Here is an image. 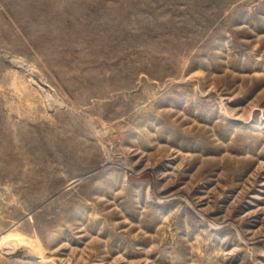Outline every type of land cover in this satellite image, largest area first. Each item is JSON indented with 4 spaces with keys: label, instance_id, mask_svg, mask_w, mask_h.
I'll use <instances>...</instances> for the list:
<instances>
[{
    "label": "rangeland",
    "instance_id": "obj_1",
    "mask_svg": "<svg viewBox=\"0 0 264 264\" xmlns=\"http://www.w3.org/2000/svg\"><path fill=\"white\" fill-rule=\"evenodd\" d=\"M0 264H264V0H0Z\"/></svg>",
    "mask_w": 264,
    "mask_h": 264
}]
</instances>
